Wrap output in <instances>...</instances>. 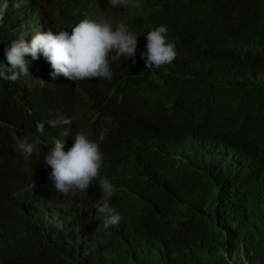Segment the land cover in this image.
Returning a JSON list of instances; mask_svg holds the SVG:
<instances>
[{"label": "clouds", "instance_id": "1", "mask_svg": "<svg viewBox=\"0 0 264 264\" xmlns=\"http://www.w3.org/2000/svg\"><path fill=\"white\" fill-rule=\"evenodd\" d=\"M0 42L9 45L3 56L8 64L0 63V79L14 83L26 78V99L35 97L37 90L47 102L50 114L32 135L38 162L52 169L55 203L70 204L77 189L87 190L102 214L101 232L76 237L78 254L69 255L70 264H193L199 254L182 249L188 244L203 247L212 231L221 228L217 216L199 205L206 192L183 191L195 173H190L192 168L209 175L210 185L215 177L211 171L224 176L238 173L249 209L260 203L264 211V160H258L257 167L236 168L249 159L248 148L232 136L246 134L224 129L210 139L221 147L228 141L234 145L238 156L230 165L226 158L231 155L223 149L214 151L207 132L190 124L192 119L201 123L197 115L203 106L197 102L175 108L181 94L162 92L165 84L155 74L149 76L154 82L147 87L128 91L117 85L120 79L102 97L89 92L86 104L69 89L86 80L114 79L110 62L134 58L137 48H146L142 56L148 69L175 64L180 76L189 71L188 64L226 68L249 58L264 62V0L251 7L237 0H0ZM235 91L243 104L230 103L228 116L244 129L253 114L257 129L262 105L248 113L245 99H256L241 87ZM151 110L169 112L173 125L141 115ZM121 122L130 125L127 139L142 156L137 168L126 169L131 156L126 146L121 152L128 156L122 159L125 167L103 163L99 142L105 139L104 129ZM45 123L49 130L43 133ZM91 130H101L99 141L86 135ZM172 130L177 138L170 142L165 135ZM14 138L18 149L30 157L35 146L26 138ZM196 155L209 159L208 165H196ZM129 217L140 224L130 225ZM32 237L25 238L22 232L16 240L32 243Z\"/></svg>", "mask_w": 264, "mask_h": 264}, {"label": "trees", "instance_id": "2", "mask_svg": "<svg viewBox=\"0 0 264 264\" xmlns=\"http://www.w3.org/2000/svg\"><path fill=\"white\" fill-rule=\"evenodd\" d=\"M227 1L229 0H224ZM237 1L251 7L259 0ZM4 43L0 42V63L7 65V58L3 56L6 55L9 45L5 47ZM146 51V48H137L134 58L111 61L109 67L112 72L115 71L114 79L103 83L86 80L70 85L69 89L78 93L81 103L86 104L89 92L102 97L112 91L120 79L122 80L117 85L128 91L147 87L154 82L149 76L155 74L165 84L162 92L175 96L181 94L175 100V108H185L197 102L203 106L201 114L197 115L201 123L192 119L190 124L207 132L210 147L214 151L220 153L222 149L226 150L231 155L226 160L230 165L234 164L238 156L234 154V145L228 141L221 147L217 142L212 144L211 140L224 129L232 134H246L240 135L245 138L232 136L243 140L242 143L248 148L249 159L244 164L238 163L236 168L259 166L257 161L264 160V62L249 58L233 62V65L226 68H203L188 64L189 71L180 76L179 69L174 71L175 64L148 69L145 64L146 57L142 56ZM178 62L181 63V60ZM25 79L14 83L0 79V264H61L62 261L70 264L69 255L74 257L78 254L79 247L74 246L77 244L76 237H84L92 230L101 232L102 214L94 204L92 193L87 190L77 189L70 204L55 203V189L52 190L54 182L50 179L52 169L38 162V147L34 145L32 135L36 125L50 112L45 108L47 102L43 100L44 96L39 97L37 90L35 97L26 99L23 85ZM237 86L256 99L244 98L248 113H253L259 104L262 105L263 118L257 129L253 123V114L249 116L251 124L244 126V129L238 128V124L228 116L230 103L240 101L243 104V99L235 94ZM141 115L160 121L166 126L173 125L167 118L169 112L151 110L142 111ZM74 118L78 127L76 112ZM129 126L128 123L121 122L115 128L113 125L104 129L105 139L99 143L105 166L125 167L122 159H128V156L121 153L125 146L131 152L126 169L137 168L141 162L142 156L134 152L127 139ZM48 130L45 123L43 133ZM100 132L101 130H91L86 135L99 141ZM14 136L26 138L28 143L35 146L30 157L18 149ZM165 138L170 142L175 141L176 131H169ZM194 159L199 166L209 163V159L203 161L199 155ZM192 165L195 167L193 163ZM196 171V168L191 169L190 173H195L184 183L183 191L206 192L204 198H200L199 205L217 216L221 229H214L211 239L203 247L188 244L182 252L199 254L193 259V264H264V211L260 203H254L249 209L248 199L242 194V188L237 182L238 173L224 176L223 173H214L217 170L211 171L215 177L210 185V176ZM127 219L130 225L140 224L134 218ZM57 223L62 227L58 228ZM22 232L25 238L33 235L29 241L32 243L16 240Z\"/></svg>", "mask_w": 264, "mask_h": 264}, {"label": "rangeland", "instance_id": "3", "mask_svg": "<svg viewBox=\"0 0 264 264\" xmlns=\"http://www.w3.org/2000/svg\"><path fill=\"white\" fill-rule=\"evenodd\" d=\"M239 264V263H238Z\"/></svg>", "mask_w": 264, "mask_h": 264}]
</instances>
